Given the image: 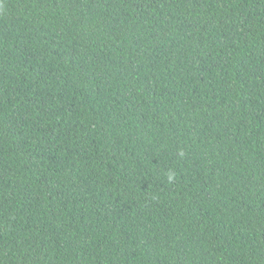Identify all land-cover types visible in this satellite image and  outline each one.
Instances as JSON below:
<instances>
[{"label": "trees", "instance_id": "trees-1", "mask_svg": "<svg viewBox=\"0 0 264 264\" xmlns=\"http://www.w3.org/2000/svg\"><path fill=\"white\" fill-rule=\"evenodd\" d=\"M0 264H264V0H0Z\"/></svg>", "mask_w": 264, "mask_h": 264}]
</instances>
